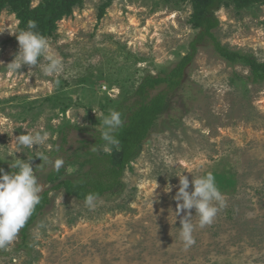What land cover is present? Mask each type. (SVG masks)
I'll list each match as a JSON object with an SVG mask.
<instances>
[{"label": "rangeland", "instance_id": "374dc122", "mask_svg": "<svg viewBox=\"0 0 264 264\" xmlns=\"http://www.w3.org/2000/svg\"><path fill=\"white\" fill-rule=\"evenodd\" d=\"M44 1L31 0V9ZM72 11L47 37L65 66L58 77L44 75V57L37 67L9 70L21 23L9 7L0 13V164L32 159L33 166L68 125L102 130L103 115L132 99L144 77L168 73L199 33L192 0H82ZM217 17L222 45L264 62V5H225ZM250 77L249 67L200 46L185 86L127 168L122 192L94 208L52 192L29 230V251L18 250V233L0 250V264H264V82ZM33 129L47 132V142L19 146L15 138ZM83 138L71 134L68 155ZM207 173L223 206L216 203V217L203 228L191 210L195 243L185 247L180 228L188 211L177 210L178 176L191 182Z\"/></svg>", "mask_w": 264, "mask_h": 264}, {"label": "trees", "instance_id": "16d2710c", "mask_svg": "<svg viewBox=\"0 0 264 264\" xmlns=\"http://www.w3.org/2000/svg\"><path fill=\"white\" fill-rule=\"evenodd\" d=\"M192 1L195 13L191 21L193 28L199 30V33L190 44V53L168 73L144 77L134 97L119 105L117 111L121 113L124 121L123 126L116 132L120 141L119 147H113L111 153H105L103 151L105 142L100 137L102 130L68 125L60 131L59 141L56 142L54 150L43 154L48 157V160L43 162L39 157L34 159L33 170L40 166L36 171L38 182L44 181V184L49 187L42 191L40 203L26 225L19 231L21 243L18 245V250L29 251V230L51 205L52 192H62L67 198H73L82 203H85V197L89 193H98L99 200H102L122 192L123 177L127 168L140 155L144 144L157 131L159 121L170 109L178 89L185 86L186 71L194 61L200 46L211 45L217 55L230 65L243 64L249 67L250 81L253 84L264 82V62H260L252 54L234 51L222 45L214 33L220 26L217 13L225 5L232 4L240 11L264 5V0ZM76 3L82 4V0H45L42 5L32 10L31 0H0V13L9 7L20 20V31L26 30L28 21L32 20L37 24L34 31L48 37L56 28L57 21L72 14ZM74 132L85 138L77 141L78 153L68 155L71 151L68 147L70 137ZM57 159H64L59 170L52 169L45 173ZM0 168L9 174L15 171L8 164H0ZM70 168L75 169L71 174H69ZM2 253L5 252L2 251Z\"/></svg>", "mask_w": 264, "mask_h": 264}, {"label": "clouds", "instance_id": "9594fccd", "mask_svg": "<svg viewBox=\"0 0 264 264\" xmlns=\"http://www.w3.org/2000/svg\"><path fill=\"white\" fill-rule=\"evenodd\" d=\"M36 28V22L30 20L26 30L15 34L19 43V51L8 68L10 71H18L25 65L37 67L40 58L44 57L47 60V64L43 66L44 75L58 77L65 70L62 58L50 51L48 38L34 31ZM123 123L121 113L118 111L112 110L108 115H103L100 122L102 127L100 137L105 142L103 145L105 153H111L113 147H119L120 141L116 132L123 126ZM48 135L47 132L33 129L27 131V134L19 135L15 141L21 147L33 149L34 146L44 145L48 140ZM38 157L43 162L48 160V157L43 154ZM31 160L15 159L12 161L10 167L15 171L11 174L0 168V250L11 245L41 201L43 186L38 182L36 175L40 166L34 171ZM52 163L55 169L59 170L63 161L57 159ZM178 177L180 186L175 196L177 210L178 212L188 211V215L181 220L180 238L185 247H189L195 243L193 232L196 228V225L192 223L191 210L195 209L196 215L199 216V227L203 228L213 222L219 211L216 203L222 207L223 196L212 173L193 177L191 182L187 176ZM190 183L194 188L191 192H189ZM165 191L170 192L171 188ZM99 199L98 193H89L85 197V204L89 208H94Z\"/></svg>", "mask_w": 264, "mask_h": 264}]
</instances>
